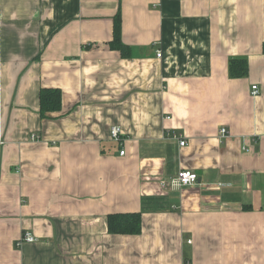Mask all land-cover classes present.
Masks as SVG:
<instances>
[{"label": "crops", "instance_id": "1", "mask_svg": "<svg viewBox=\"0 0 264 264\" xmlns=\"http://www.w3.org/2000/svg\"><path fill=\"white\" fill-rule=\"evenodd\" d=\"M263 46L264 0H0V264H264Z\"/></svg>", "mask_w": 264, "mask_h": 264}, {"label": "trees", "instance_id": "2", "mask_svg": "<svg viewBox=\"0 0 264 264\" xmlns=\"http://www.w3.org/2000/svg\"><path fill=\"white\" fill-rule=\"evenodd\" d=\"M113 36L109 46L117 50L123 57L129 56L128 46L121 40V14L120 11L113 17ZM264 52V46H263ZM228 72L231 77H242L248 72V63L245 58H230ZM61 108V92L59 88H41L39 91V114L41 118L48 113L59 111ZM107 232L110 234H131L141 232V214L139 212H114L107 215Z\"/></svg>", "mask_w": 264, "mask_h": 264}, {"label": "built area", "instance_id": "3", "mask_svg": "<svg viewBox=\"0 0 264 264\" xmlns=\"http://www.w3.org/2000/svg\"><path fill=\"white\" fill-rule=\"evenodd\" d=\"M156 57L157 58H161L162 57V52L160 49L156 50ZM253 90V94H256V85H253L252 87ZM109 135L110 138L117 142L119 145L123 146L124 144V134H123V130L120 126L118 125H113L110 127L109 129ZM219 136L220 137H227V130L225 127H221L219 130ZM34 136H32L33 138ZM174 138H178L176 135H173ZM186 143V141L183 138H179V144L180 146H183ZM124 149H120L119 150V154L123 155L124 154ZM197 180V174L194 172H191L189 170H185L182 169L180 171L177 172V174L170 178L167 182L162 180L161 181V187L163 189H168V188H182L184 186H187L189 184H192L194 182H196ZM37 239L36 237L33 235L32 232L25 230L22 232V234L19 236L18 240H17V244L21 245L24 242H35Z\"/></svg>", "mask_w": 264, "mask_h": 264}]
</instances>
